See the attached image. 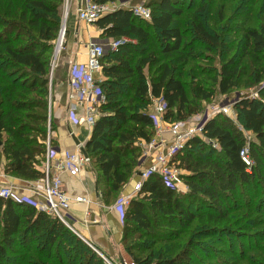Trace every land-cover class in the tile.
<instances>
[{"label": "trees", "instance_id": "1", "mask_svg": "<svg viewBox=\"0 0 264 264\" xmlns=\"http://www.w3.org/2000/svg\"><path fill=\"white\" fill-rule=\"evenodd\" d=\"M216 2L149 0L151 20L120 8L95 22L101 39L108 42L101 81L106 100L85 150L106 200L135 174L141 143L155 137L153 98L165 99L164 120L175 123L197 114L195 100H211L217 92L230 94L245 74L254 72L253 85L263 83L264 22L242 30L238 53L224 55L210 83L199 82L192 73L199 46L222 44L221 34L202 20ZM63 3L0 0V161L6 175L31 182L45 175L46 141L49 126L51 132L54 127L49 114L51 55ZM123 39L127 41L118 49H111L112 40ZM188 74L195 81L192 90L185 81ZM260 96H243L236 103L242 126L224 114L206 122L204 136L217 142L219 150L194 136L173 156L172 162L187 172L182 177L188 192L167 187L154 173L130 200L122 242L137 264H233L219 253L237 256L241 244L236 239L264 241V87ZM243 129L255 139H248ZM247 147L250 165L241 156ZM9 263L107 264L60 220L0 197V264Z\"/></svg>", "mask_w": 264, "mask_h": 264}, {"label": "built area", "instance_id": "2", "mask_svg": "<svg viewBox=\"0 0 264 264\" xmlns=\"http://www.w3.org/2000/svg\"><path fill=\"white\" fill-rule=\"evenodd\" d=\"M67 1L69 2L70 0ZM122 3V6L112 7L111 5L117 3L97 4L91 0H82L78 8V17L81 21L92 24L105 14L124 8L131 10L135 16L141 19L151 20V9L149 7L141 4L130 6V3ZM62 30L65 35L67 30L66 26ZM125 41L127 39L112 40L110 42L111 49H118ZM104 54L105 48L100 43L91 41L88 45V60L84 64L75 63L71 67V106L69 109V118L74 124H87L88 127L92 128L99 117V108L106 100L105 93L101 87L102 79L97 77V74L102 71V57ZM79 108H82V114L79 113ZM166 112L167 102L165 99L163 97L153 98L150 106V114L155 123L156 136L160 138L154 137L149 143L143 141L142 154L137 166L139 170L138 181L134 185L131 194L121 195L115 203V208L118 210L123 223L130 200L139 194L145 180L152 174L156 173L161 175L165 185L171 189L183 191L187 187L181 179L183 171L178 169L176 164L172 162V158L185 146V143L190 138L200 136L206 141L211 142L213 146H218L217 142L209 140L203 133L204 126L211 117L208 116L199 125H193L188 120L167 123L164 120ZM167 131L174 133L173 139L170 142L161 138L162 134ZM248 152L247 147L242 150L241 156L250 165ZM90 161L89 155L85 154L80 147L76 151L69 149L57 150L51 142L49 131L46 141L45 162L43 164L45 175L43 178L30 183V191L33 197L23 196L11 184H3L0 186V197L12 199L18 203L32 205L38 211H43L51 217L60 220L74 231L76 229H74L70 217L72 203L73 201L89 202V199L82 196L70 197L65 190L62 175L64 173H68L71 176L79 175ZM95 250L108 264H120L108 259L97 249ZM125 264L137 263L131 258Z\"/></svg>", "mask_w": 264, "mask_h": 264}, {"label": "crops", "instance_id": "3", "mask_svg": "<svg viewBox=\"0 0 264 264\" xmlns=\"http://www.w3.org/2000/svg\"><path fill=\"white\" fill-rule=\"evenodd\" d=\"M81 1L71 0L70 2V14L68 12L67 18L68 39L64 50L53 60L51 69V78L54 82L49 105L50 119L54 125L51 142L57 150L76 151L79 147L85 148L93 130V127L90 128L87 124H74L69 118L71 67L75 63L84 64L88 60L89 43L97 38L101 39L102 34V30L95 23L87 24L79 19L78 8ZM124 1L129 0L119 2ZM97 77L105 79L102 71L97 74ZM82 112V108H79V113L82 114ZM173 135L167 131L162 134L161 138L170 142ZM1 163V185L11 184L23 196L33 197L30 191L31 184H29L31 181L4 174V162L1 161ZM138 174L139 170L136 169L130 181L109 201L99 190L97 173L90 163L79 175L71 176L68 173L62 175L65 190L70 197L82 196L89 199V202L73 201L70 217L76 230L70 229L93 249H97L107 258L118 263L122 260L129 261L130 255L122 242L124 223L115 208V203L121 195H129L133 192L134 185L139 178Z\"/></svg>", "mask_w": 264, "mask_h": 264}, {"label": "rangeland", "instance_id": "4", "mask_svg": "<svg viewBox=\"0 0 264 264\" xmlns=\"http://www.w3.org/2000/svg\"><path fill=\"white\" fill-rule=\"evenodd\" d=\"M196 1H198L199 3L200 0H196ZM206 1L210 2L211 0H206ZM216 1H217L216 4L202 15V18H203L202 20L204 21L206 27L209 30L211 31L216 30L219 34H221L222 44L219 47L212 46V49H208V48L200 47V46L197 48L196 53H198L199 56L195 58V60L192 61L190 68L192 69V73L194 72L196 73V77L198 78L199 82H201L202 80L205 83H210L211 78L219 74V69L221 67V62L223 60L224 55H228V57H231L236 52L238 53L239 48L241 46L240 41L242 40V30H245L248 27L260 26L261 23L264 22V0H216ZM70 2L71 0L69 2L67 0H64L63 6H62V19H61L60 29L58 33V38L56 40L54 50L51 55V58H52L51 69H52L53 60L56 58L57 55L61 53L62 50H64L66 41L68 39L67 18H68V15L70 14V5H71ZM148 2L149 0H134V1L129 0V1H124V4L130 3V6L140 5V4L146 6ZM116 3L117 4L113 3L114 5H111V6L119 7L123 5V3L119 1H117ZM221 6L224 7L223 13L225 16L224 20L222 21L220 19V14H219V10ZM65 26L67 30L64 35L63 45L61 47V50L58 52L57 49L59 46L60 37L63 33L62 29ZM191 36H192V33H191ZM95 41L100 43L105 48V50L108 49L107 40H102L100 38H97ZM231 41L234 42L233 46L230 45ZM251 75L254 76V72H250L248 73V75L247 74L243 75L241 77L240 86L236 88L234 91H232L230 94L224 95L222 93L217 92L215 97L211 100H208V101L207 100L206 101H196L195 100L194 103H195V106L197 105L196 107H198V112L197 114L191 116L188 119V121L193 125H199L208 116L213 117L218 114H224V115H228L229 117H231L238 125H241L238 119L237 111L235 109L236 103L243 96L260 98L261 89L264 87V81L261 85H257V86L253 85L254 77ZM185 81L188 82L189 88L190 90H192L195 85V81H194V78L191 76V74H188L185 77ZM52 90H53V86H52ZM51 96H52V92H51ZM51 96H50V100H51ZM263 100H264V97H263ZM224 108L225 110H223ZM243 130L248 139H251V138L252 140L255 139L254 135L251 132L245 129ZM49 131L51 135L50 126H49ZM155 135H156V131H155ZM141 146H143V142L141 143ZM213 147L217 148L218 150L220 149L219 145L213 146ZM1 164L2 163L0 161V167H1ZM178 169L183 171V173L181 174V177L183 174L187 173L185 170H182L179 167ZM181 179L183 182H185L183 177ZM30 183L31 182H29V184ZM188 191H189V188L185 187L184 190L180 192L186 193ZM257 229L262 230L261 228H257ZM256 233H257V230H256ZM236 242L241 244V247H239L238 249L236 248L237 256L236 254L232 255L227 251L220 252L219 254L223 255L224 259H228L233 264L235 263L236 264H264V241H258L257 239L256 240L251 239L250 241H248V239L247 240L236 239ZM241 249L244 251L243 254L245 253L246 255L244 256L245 258L241 257L242 255ZM131 258L132 257L130 256V259ZM114 261L115 260H113V262ZM125 262L126 260L124 261L122 260L120 261V264H125Z\"/></svg>", "mask_w": 264, "mask_h": 264}, {"label": "bare ground", "instance_id": "5", "mask_svg": "<svg viewBox=\"0 0 264 264\" xmlns=\"http://www.w3.org/2000/svg\"><path fill=\"white\" fill-rule=\"evenodd\" d=\"M63 41H64V33H62V35L60 37L59 46H58V49H57L58 52L61 50Z\"/></svg>", "mask_w": 264, "mask_h": 264}, {"label": "water", "instance_id": "6", "mask_svg": "<svg viewBox=\"0 0 264 264\" xmlns=\"http://www.w3.org/2000/svg\"><path fill=\"white\" fill-rule=\"evenodd\" d=\"M83 151H84V153H85V154H87V152H86L85 148H83Z\"/></svg>", "mask_w": 264, "mask_h": 264}]
</instances>
